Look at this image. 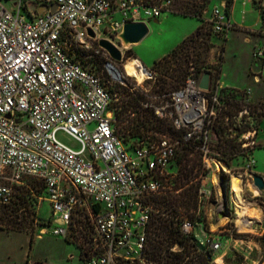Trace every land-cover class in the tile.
Masks as SVG:
<instances>
[{
	"label": "built area",
	"instance_id": "2783aa9c",
	"mask_svg": "<svg viewBox=\"0 0 264 264\" xmlns=\"http://www.w3.org/2000/svg\"><path fill=\"white\" fill-rule=\"evenodd\" d=\"M52 2L56 10L40 17L38 8L52 5L51 0H0V209L14 202L17 188L36 179L44 188L39 199L51 205L54 236L70 238L75 214H86L90 234L78 241V264H151L144 258L156 212L151 200L164 193L177 149L193 147L207 167L210 161L222 164L210 144L219 93L208 96L200 90L202 73L191 67L180 88L155 103H142L181 134L139 142L130 150L117 131L110 92L114 84L124 83V75L98 42L117 39L126 22L158 20L162 7L144 0ZM170 4L165 0V7ZM222 8L211 11L217 33L232 27L225 3ZM93 44L102 56L95 69L70 54L72 45L90 50ZM149 74L144 79L152 78ZM59 133L78 148L61 141ZM256 134H243L244 149L256 147ZM254 166L249 152L243 173L251 179ZM238 177L242 182L243 176ZM201 195L200 190L199 201ZM196 224L182 219V233L193 236ZM201 242L205 250L220 247L208 237Z\"/></svg>",
	"mask_w": 264,
	"mask_h": 264
},
{
	"label": "rangeland",
	"instance_id": "374dc122",
	"mask_svg": "<svg viewBox=\"0 0 264 264\" xmlns=\"http://www.w3.org/2000/svg\"><path fill=\"white\" fill-rule=\"evenodd\" d=\"M30 1L35 2L36 0ZM196 1L198 5H201L204 0ZM223 2L226 4V0H209L200 20L174 14L172 3L165 7V0H156L155 3L162 7V15L156 22H148L149 33L141 42L123 48L121 42L113 38L111 42L122 52V62H115V65L123 73L124 83L110 87L112 105L117 111V103H121L122 99L138 97L141 101L142 97L143 103L160 101L164 95L174 91L170 88V84L177 85L179 82L181 86L184 84L191 67L199 73L211 74L208 96L221 93L224 97L228 92L227 89H236L240 92L236 101L246 106L248 110V113L243 116L237 115L229 118L226 114L223 116L227 117L226 119L221 118L217 111H220L219 108L223 102L219 99V104L214 106L216 117L211 130L210 144L212 149L219 153L220 158L224 156L219 139L224 138L235 145L236 152L230 158V167L221 164L219 171L211 161L209 167L205 166L198 152L192 151L189 156L190 159L196 160L200 169V190L202 192L201 199L198 200V211L193 220L197 223L194 237L199 249H203L201 241L207 237L220 244L219 249L213 254L215 264H264V249L260 244V238L264 236V193H260L253 186L250 175L243 173L249 152L253 153L255 150V159L258 162L256 169L258 172L264 170V148L255 147L249 151L243 146L244 133L256 130L258 134V120L263 112L259 109L251 113L252 108L249 104L257 103L261 106V104L264 105V99L256 102L251 100L248 88L253 98L264 97V81L260 82L261 84L254 82L256 77H262L261 70L264 71V57L261 54L264 53V0H241V6L248 7L246 18L250 26L244 27V25L239 26L234 23L230 32L217 33L210 23L211 11L215 7L223 11L221 7ZM31 5L35 6L36 3ZM231 9L232 6L229 16ZM252 9L259 12L260 23L257 13ZM198 28H200L199 33H196ZM183 42L185 46L176 57L164 64L155 65L153 63ZM91 47L90 50H81L72 45L70 54L87 66L94 69L99 68L98 63H101L102 56L94 52L97 49L96 44ZM132 58H137L144 64L152 78L138 80L129 76L125 71V63ZM179 74L183 76L181 79L178 77ZM164 81L166 84H163ZM226 84L238 88L226 86ZM222 89L225 90L221 92ZM210 106L213 107V105ZM141 113L144 114V110H140ZM124 115L129 118L133 117L130 111L125 112ZM221 123L226 129L223 133H219V136L216 131ZM121 126L122 124L117 127L118 130L128 137V132L124 133ZM262 130L260 139L264 140V128ZM147 135L149 137L141 142L155 141L165 135L175 138L179 136V133L174 132L171 124L164 121L160 131L147 132ZM58 138L67 145L78 148L77 143L64 134L59 133ZM127 141L134 146H138L140 142L138 138L133 140L129 137ZM180 152H182V146L177 149V156ZM178 167V164H174L171 168L172 177L178 174ZM240 174L243 176L242 201L259 211L255 217L246 218L251 222L247 231H242L237 224L239 210L231 192V178L240 176ZM251 175L259 174L253 170ZM261 176L264 178V175ZM164 185L165 190L172 186L165 182ZM43 196L42 184L36 179H29L28 187L17 188L14 202L6 207L10 213L4 216L5 209H0V230L8 232H0V264H24L27 259L25 256L28 254L30 261L27 264H78L80 262L78 241L86 239L90 234L85 212L79 211L75 214L69 230L71 237L67 241L62 236L52 234L55 226L54 216H52L49 201L39 199L44 198ZM221 215H223L222 218H220ZM50 220L51 224L48 222ZM45 227L47 232L44 234ZM16 232L19 233L13 234ZM26 233L34 237L31 249L28 246Z\"/></svg>",
	"mask_w": 264,
	"mask_h": 264
},
{
	"label": "trees",
	"instance_id": "16d2710c",
	"mask_svg": "<svg viewBox=\"0 0 264 264\" xmlns=\"http://www.w3.org/2000/svg\"><path fill=\"white\" fill-rule=\"evenodd\" d=\"M208 1L209 0H204L201 5H198L196 0H171V3L174 6L172 13L184 17H195L201 20L204 8ZM144 2L145 4H155L156 0H144ZM232 3L233 0H226L225 14L227 17L229 16ZM199 29L200 28L197 29L196 33H199ZM184 46L185 42L174 48L161 59L155 61L154 64L160 65L168 62V60L176 57ZM181 75L182 74H179V79L183 77H181ZM163 84H166V82L164 81ZM180 86V82L177 85L170 84V88L174 89V91ZM223 90L225 89H222L221 92H223ZM227 90L228 92L224 97H222L221 93L219 95V99L223 102V105L219 108L220 111H217L219 116L225 119L227 117L223 116L226 114L229 118H232L233 116H237L240 111L247 109L246 106H242L236 101L237 97L240 95L238 90ZM142 101V97L141 101L138 97L122 99L121 103H117L116 115L117 120L119 121L117 127L122 124L121 129H123V132H128L129 138H133V140L138 138L140 142L149 137L147 132L160 131L162 128V122H164V120L155 118L151 109L143 107ZM249 106L252 108L251 113L258 111L259 109L263 110L260 115L261 117L258 120L260 125L262 117L264 118V105L261 104V106H259L257 103H253L249 104ZM140 110H144L145 113L140 114ZM127 111H130V113L133 114V117L129 118L124 115ZM225 129V125L221 123L216 132L219 135V133H223ZM117 131L123 136L125 142L130 147V150H133L134 145L128 143V137L122 134L118 128ZM174 132L179 133V135L181 134V132L176 130H174ZM219 141L222 155L224 156L220 158L221 163L226 167H230V158L236 152L235 145L224 138L219 139ZM256 147L260 148L261 146L256 145ZM261 148H264V145ZM192 151H195L193 147L188 145L182 146V152H180L178 156L176 154V162L174 163L179 165L178 174L175 177H169L167 181H164L166 184H172V186L166 189L164 193L155 196L151 200L156 212L152 214L148 227L147 245L144 253V258L147 263L215 264L213 258L214 252L211 249H199L194 235L191 237L185 236L180 227V222L184 218H188L194 222L195 214L198 211L201 177L200 169L197 166L198 164L196 163V160L190 159L189 157ZM4 209L3 214L6 216L10 211H8L9 209ZM33 240L34 237L31 235V244ZM260 244L264 249V236L260 238ZM174 247H179L180 249L174 251L172 250Z\"/></svg>",
	"mask_w": 264,
	"mask_h": 264
},
{
	"label": "water",
	"instance_id": "95a60500",
	"mask_svg": "<svg viewBox=\"0 0 264 264\" xmlns=\"http://www.w3.org/2000/svg\"><path fill=\"white\" fill-rule=\"evenodd\" d=\"M57 8L56 4L50 6L42 5L38 8V15L41 17L46 12H54ZM154 20L153 22H156ZM149 33V27L145 22H126L123 25L121 32L117 35V39L121 42L123 48H128L131 45L141 42ZM89 34L93 36L91 31ZM99 46L105 50L111 59L115 62H122V52L113 43L106 39H101L98 42ZM211 74L208 72L202 73L199 81V89L208 92L210 89ZM253 186L260 192L264 193V178L261 175H252ZM223 215L220 216L222 218Z\"/></svg>",
	"mask_w": 264,
	"mask_h": 264
},
{
	"label": "bare ground",
	"instance_id": "6f19581e",
	"mask_svg": "<svg viewBox=\"0 0 264 264\" xmlns=\"http://www.w3.org/2000/svg\"><path fill=\"white\" fill-rule=\"evenodd\" d=\"M125 71L129 76H133L138 80H142L145 77H150L149 72L144 68L141 62L137 58L129 59L125 63ZM117 76L116 73H114ZM142 82V81H141ZM217 169L220 171L221 167L217 164ZM241 178L238 176H232L231 178V192L234 195L236 206L239 210V219H237V224L242 231H247L251 222L247 220V217L256 216L259 214L258 209L256 210L254 206H248L242 201L241 190H242ZM244 218V219H243Z\"/></svg>",
	"mask_w": 264,
	"mask_h": 264
},
{
	"label": "crops",
	"instance_id": "0c3cea01",
	"mask_svg": "<svg viewBox=\"0 0 264 264\" xmlns=\"http://www.w3.org/2000/svg\"><path fill=\"white\" fill-rule=\"evenodd\" d=\"M240 2H241V0H234L233 1V5H232V9H231V14H230V16H228L227 17V19L230 21V23L231 24H238L239 26H243L244 25V27H248V26H250V24L248 23V20H247V18H246V15L248 14V7H242L241 6V4H240ZM224 3V2H223ZM223 3L221 4V7H222V5H223ZM50 4H53V2H52V0H51V3ZM264 4V3H263ZM253 11H255L256 13H257V16H258V22L260 23V16H259V12H257L255 9H252ZM242 14H244V16H242ZM258 23V24H259ZM148 27H149V25H148ZM230 32V31H229ZM175 48V47H174ZM166 54H164L163 56H165ZM262 55H263V57H264V53L262 52ZM158 60V59H157ZM156 60V61H157ZM155 62V61H154ZM153 62V63H154ZM142 64V63H141ZM142 65H144V64H142ZM144 68H146L145 67V65H144ZM147 69V68H146ZM261 74H262V77H258L259 78V82H256L255 80H254V82H255V84H261L262 83V81H264V71L263 70H261ZM261 82V83H260ZM226 86H230V87H233V88H238L237 86H234V85H229V84H226ZM248 91H249V94H250V99L251 100H253L254 102H256V101H259V100H261V99H264V97H260V98H253L252 97V94H251V90H250V88H248ZM264 128V118L262 119V121H261V124L259 125V132H258V134H257V136H256V144L257 145H260L261 147L264 145V140H261L260 139V132L261 131H263L262 129ZM260 147V148H261ZM258 149V148H257ZM252 155H253V158L255 159V157H256V150L252 153ZM257 160L255 159V168H254V170H255V172L256 173H258L259 175H264V170H262L261 172H258L257 171V169H256V166H257ZM0 232H2V233H8V232H5V231H3V230H0ZM19 232H16V233H13V234H18ZM26 235H27V241L29 242V244H28V246H29V249H31V243H30V238H31V235H29V234H27L26 233ZM40 237V236H39ZM28 253H29V251H27ZM27 252H26V254H27ZM28 256H29V254L28 255H26L25 256V258L27 257V259H26V261L24 262V264H27L29 261H30V259L28 258ZM33 264H35V263H33Z\"/></svg>",
	"mask_w": 264,
	"mask_h": 264
}]
</instances>
